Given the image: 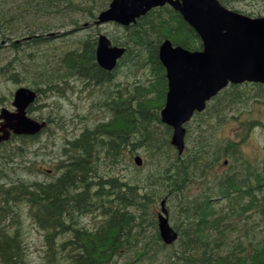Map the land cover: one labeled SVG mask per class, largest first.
Listing matches in <instances>:
<instances>
[{
  "label": "trees",
  "instance_id": "trees-1",
  "mask_svg": "<svg viewBox=\"0 0 264 264\" xmlns=\"http://www.w3.org/2000/svg\"><path fill=\"white\" fill-rule=\"evenodd\" d=\"M107 2L0 0V43L11 54L0 59V81L36 90L37 103L28 112L48 122L44 135L58 120L49 111L47 119L37 116L36 110L49 108L38 102L65 95L75 79L105 86L102 96L93 92L90 100L108 112L107 119L66 138L54 169L36 168L30 158L26 146L40 142V136L14 137L0 147V264H30L27 218L44 235L40 264H263L264 160L248 159L241 143L221 141L216 134L254 101L242 86L230 85L195 116L196 124H188L180 156L171 145L173 131L161 118L168 84L159 50L166 40L190 51H201L203 43L166 6L108 34L126 53L113 73L106 72L96 62L95 31L83 27L97 19ZM77 13L82 15L73 18ZM51 21L66 22L60 44L45 36ZM77 32L90 33L75 39ZM124 69L148 73L145 84L126 86L132 89L129 95L124 84L115 89L114 80ZM259 88L263 93L256 102L264 99V87ZM4 100L0 94V106ZM43 142L37 148L41 154ZM140 152L144 165L128 164L133 172L121 174L126 160ZM223 160L229 161L227 168L214 177L215 165ZM164 199L179 234L171 246L158 229ZM89 215L103 220L90 229L83 222Z\"/></svg>",
  "mask_w": 264,
  "mask_h": 264
},
{
  "label": "water",
  "instance_id": "water-1",
  "mask_svg": "<svg viewBox=\"0 0 264 264\" xmlns=\"http://www.w3.org/2000/svg\"><path fill=\"white\" fill-rule=\"evenodd\" d=\"M166 4L182 14L204 44L200 52L174 47L170 41L160 47V60L166 67L169 84L162 120L174 129L172 145L182 154L186 136L184 124L195 111L202 112L206 102L230 82L264 84V18L253 19L232 12L218 0H113L96 23L117 22L127 26L152 8ZM124 52V49L112 47L107 36L99 37L97 60L103 69L113 70ZM35 98L32 90L20 88L14 96L16 111H1L0 144L11 138V132L34 136L46 127V123L27 114ZM135 162L142 165L140 157ZM162 205L164 207L165 201ZM163 213L158 217L160 236L165 244L172 245L178 233L172 228L165 208Z\"/></svg>",
  "mask_w": 264,
  "mask_h": 264
},
{
  "label": "rangeland",
  "instance_id": "rangeland-1",
  "mask_svg": "<svg viewBox=\"0 0 264 264\" xmlns=\"http://www.w3.org/2000/svg\"><path fill=\"white\" fill-rule=\"evenodd\" d=\"M111 1L112 0H108L107 7L109 6ZM230 6L245 15H252L255 18L264 17V0H232ZM81 15V13H77L75 14V16H73V18L79 17ZM63 22H50L52 23V28L50 31H47L45 32L46 34H44L46 37L51 36L50 38H54L51 43L57 42L58 44H60L57 39H60L62 37L61 31L64 30H60V28L64 24H66V22ZM70 29L71 28H68L67 30ZM115 30L117 31V25L109 24L103 26L100 29V33L109 34L114 33ZM91 31H95L96 33L98 29H91ZM88 33L90 32L73 33V38L80 39L84 36H87L86 34ZM119 34L123 36L122 32H119ZM4 51L5 50L0 51V59H9V57H11V54ZM2 60H0V64L2 63ZM126 66L129 65L126 64ZM123 68H125V66L122 67V69ZM147 78L148 73L146 72H136L124 69L123 72L117 76L116 80H114L116 83L115 89L119 84H124L125 87L129 86L130 83L134 84L135 82H140V84L144 82L145 84ZM20 87L27 86L25 83L14 84L12 82H9L5 84L4 82L0 81V94H3L5 96L4 103L0 106V110L2 108H9L12 110L13 95ZM80 88H82V93L80 91H76ZM128 88L129 87H126V95H129V93L132 92V89L128 90ZM105 89H107L105 86H93L89 81L75 79L71 82V88L66 86L65 95H54L51 98L43 97L42 100L38 102V105L40 104L39 106L48 105L49 108H45V110H36V115H41L44 119H47L49 118V111L50 113H52V115L55 116V119L58 120V122L52 124L51 130L44 136L40 137V142H38L37 144L35 142V145H33L32 147L30 145L26 146L28 147V150L30 149L29 155L30 158L32 156L36 168L42 167L48 170L54 169L56 161L54 158H57L56 154L62 151L66 138L72 140L87 126L92 127L100 121L108 118V112L99 110V108L96 107L99 104L97 103V105L93 106V102L90 100L91 98H93L91 96V93L94 94L93 92H97L98 96H102ZM241 90L248 97H250V101L254 102L250 103L248 110L242 112V115L239 119L228 120L227 124L222 125L221 129L218 131V133H216L217 138L224 142L225 140H232L241 143V149L248 159L255 162H261L262 160H264V131L261 128V126H264V99H260L259 102L256 101L258 96L261 95L263 91L260 88L250 85L242 86ZM209 115L210 114H208L207 116L209 117ZM251 122L253 124L250 126L248 123ZM196 123L197 122L194 119L193 124ZM194 129L195 127H192L190 133H193ZM41 141H45L43 142V144H46V151L42 154L38 152L40 149L37 150V148L41 145ZM14 143L15 142H12V144ZM138 155L145 159L141 152L138 153ZM132 161L133 160H130V158L126 160L125 167L120 169L121 174H129L133 172V170L130 169V166L134 165V162ZM225 169L226 166H224L222 163L215 165L214 177H220L217 174H223ZM210 176L212 179V174ZM207 182H210V180ZM193 190L197 191V187H195ZM167 208L169 209V204L167 205ZM102 220L103 219H97V217H87L83 222H85V225L89 227H94L98 223V221ZM24 226L26 227L25 239L29 250L30 264H40V262L42 261L41 256L45 253L43 232L36 229L34 224H32L28 218L26 219V223H24Z\"/></svg>",
  "mask_w": 264,
  "mask_h": 264
},
{
  "label": "flooded vegetation",
  "instance_id": "flooded-vegetation-1",
  "mask_svg": "<svg viewBox=\"0 0 264 264\" xmlns=\"http://www.w3.org/2000/svg\"><path fill=\"white\" fill-rule=\"evenodd\" d=\"M231 1H232V0H223V3H224L227 7L232 8V7L230 6Z\"/></svg>",
  "mask_w": 264,
  "mask_h": 264
},
{
  "label": "bare ground",
  "instance_id": "bare-ground-1",
  "mask_svg": "<svg viewBox=\"0 0 264 264\" xmlns=\"http://www.w3.org/2000/svg\"><path fill=\"white\" fill-rule=\"evenodd\" d=\"M179 238V237H178Z\"/></svg>",
  "mask_w": 264,
  "mask_h": 264
}]
</instances>
